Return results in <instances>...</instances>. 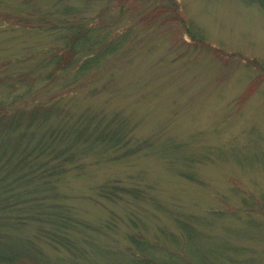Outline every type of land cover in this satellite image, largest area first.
<instances>
[{
  "label": "rangeland",
  "instance_id": "374dc122",
  "mask_svg": "<svg viewBox=\"0 0 264 264\" xmlns=\"http://www.w3.org/2000/svg\"><path fill=\"white\" fill-rule=\"evenodd\" d=\"M83 25L99 61L40 81L66 29ZM36 77L18 104L88 107L132 137L58 183L90 224L88 249H103L92 264L128 263L130 235L168 264H264V0H0V98ZM114 182L138 198L98 194Z\"/></svg>",
  "mask_w": 264,
  "mask_h": 264
},
{
  "label": "trees",
  "instance_id": "16d2710c",
  "mask_svg": "<svg viewBox=\"0 0 264 264\" xmlns=\"http://www.w3.org/2000/svg\"><path fill=\"white\" fill-rule=\"evenodd\" d=\"M66 30L63 45L47 62L52 68L44 64L45 71L38 74L40 81L51 80L74 63L79 64L74 67L77 76L85 74L99 61L100 53H88L90 25ZM21 78L18 83H4L9 94L0 98V264H92L91 256L103 249H88L92 242L84 230L90 224L59 201L58 183L81 158L116 151L132 137L121 118L105 121L88 107L73 114L67 112L69 107L55 103L18 104L38 79ZM142 145L126 151L136 152ZM96 188L100 196L112 201L124 194L137 199L139 194L117 182ZM130 242L136 252H131L126 264H168L159 258L153 243L144 245L135 235H130ZM43 244L67 256L53 258Z\"/></svg>",
  "mask_w": 264,
  "mask_h": 264
}]
</instances>
